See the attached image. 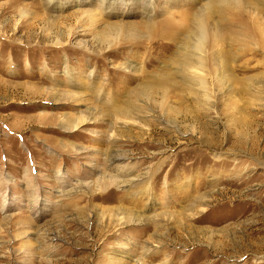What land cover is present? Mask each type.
<instances>
[{"label": "rangeland", "instance_id": "374dc122", "mask_svg": "<svg viewBox=\"0 0 264 264\" xmlns=\"http://www.w3.org/2000/svg\"><path fill=\"white\" fill-rule=\"evenodd\" d=\"M210 1L0 0V264H264V0Z\"/></svg>", "mask_w": 264, "mask_h": 264}, {"label": "bare ground", "instance_id": "6f19581e", "mask_svg": "<svg viewBox=\"0 0 264 264\" xmlns=\"http://www.w3.org/2000/svg\"><path fill=\"white\" fill-rule=\"evenodd\" d=\"M235 0H211L210 2H208L206 4L205 7L202 8V10L200 9V11L194 15L191 16V20L193 21L194 20V23H196L197 25V34L199 36L200 34V38L202 37V40L206 38V31L209 29V27H207V24H206V21H207V18L211 17L214 13H217V14H220L221 18L223 21L226 20V18L228 17V15H230L232 13V11L236 8V9H239V6L236 5V4H233ZM247 5V3H246ZM245 5V2L244 4L241 3V9H246ZM249 6V5H248ZM247 10V9H246ZM245 10V11H246ZM250 12V11H249ZM228 14V15H227ZM184 16V15H183ZM186 16V15H185ZM170 20V19H169ZM170 22V21H169ZM188 22H189V19H188ZM192 23V22H191ZM233 23V22H232ZM256 23V22H255ZM170 24L172 25V21L170 22ZM181 24V23H180ZM187 24V23H186ZM174 25V24H173ZM194 25V24H193ZM153 26L151 21L150 23H143V29H146L147 32H151L152 29H153ZM175 26V25H174ZM173 26V27H174ZM183 25H178L174 28V29H177V28H180L182 27ZM131 31H137L136 28H133V26H130L129 27ZM170 28V27H169ZM206 28V29H205ZM185 29H187V26L185 27ZM229 30V28H228ZM179 31V29H178ZM215 31V30H214ZM172 33V32H171ZM175 33V31H173V34ZM201 33H203V35H201ZM150 34V33H148ZM221 34V33H220ZM140 35V33H139ZM217 35V34H216ZM256 35V34H255ZM249 36V35H248ZM217 38V37H216ZM249 38V37H248ZM200 39V41H202ZM202 43V42H201ZM199 45V44H198ZM228 58H225V60H223L224 63H227L228 61L226 60ZM191 61L189 60L185 66L187 65H190L191 66ZM215 63V62H214ZM194 65L193 61H192V66ZM199 65H201V67L204 68V63L203 61L201 63H199ZM169 75H159L157 80L153 83H149V85H146V88L147 89V92L149 91H157L158 89L159 90H162L163 92L167 91V88H174V83L172 82H169V81H172L174 80L173 78H170L168 77ZM155 79V78H154ZM177 84V83H176ZM178 86V85H177ZM243 86V85H242ZM179 87V86H178ZM241 88V86H240ZM114 102L116 101H112L111 100V104L110 106L113 108L114 106ZM108 103V102H107ZM126 104V103H125ZM130 104V103H129ZM131 106V105H130ZM125 107V106H124ZM112 112L114 113H117L119 114H122V115H125V116H128L130 114V109L129 107L128 108H124V109H121L119 107H116V111H114L112 109Z\"/></svg>", "mask_w": 264, "mask_h": 264}]
</instances>
